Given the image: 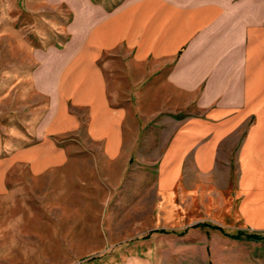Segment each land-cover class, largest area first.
<instances>
[{"label":"rangeland","instance_id":"1","mask_svg":"<svg viewBox=\"0 0 264 264\" xmlns=\"http://www.w3.org/2000/svg\"><path fill=\"white\" fill-rule=\"evenodd\" d=\"M130 1L0 0V264H264V229L226 226L199 208L158 211L153 168L166 121L200 114L172 99L168 56L136 63L122 46L99 55L108 102L139 142L117 174L86 140L84 107L64 95L62 76L91 8ZM66 111L77 127L49 131ZM61 148L72 152L66 163L46 159Z\"/></svg>","mask_w":264,"mask_h":264},{"label":"crops","instance_id":"2","mask_svg":"<svg viewBox=\"0 0 264 264\" xmlns=\"http://www.w3.org/2000/svg\"><path fill=\"white\" fill-rule=\"evenodd\" d=\"M79 27L83 39L61 89L75 108L84 107L86 140L98 145L108 173H122L139 135L126 132L124 110L109 104L99 55L122 46L136 63L168 56L172 99L200 114L166 121L153 168L158 211L168 218L177 208H199L224 225L264 229V7L247 0H133L113 11L92 7ZM76 117L60 112L49 131L77 127ZM71 153L54 149L46 159L64 164Z\"/></svg>","mask_w":264,"mask_h":264},{"label":"trees","instance_id":"3","mask_svg":"<svg viewBox=\"0 0 264 264\" xmlns=\"http://www.w3.org/2000/svg\"><path fill=\"white\" fill-rule=\"evenodd\" d=\"M253 236V235H252Z\"/></svg>","mask_w":264,"mask_h":264}]
</instances>
